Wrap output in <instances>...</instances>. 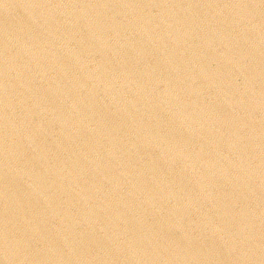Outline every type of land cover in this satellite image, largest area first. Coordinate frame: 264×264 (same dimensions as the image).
Wrapping results in <instances>:
<instances>
[{"label":"water","instance_id":"1","mask_svg":"<svg viewBox=\"0 0 264 264\" xmlns=\"http://www.w3.org/2000/svg\"><path fill=\"white\" fill-rule=\"evenodd\" d=\"M0 264H264V0H0Z\"/></svg>","mask_w":264,"mask_h":264}]
</instances>
